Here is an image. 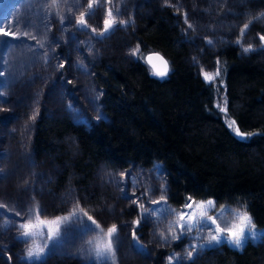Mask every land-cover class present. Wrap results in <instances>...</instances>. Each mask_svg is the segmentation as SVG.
Wrapping results in <instances>:
<instances>
[{
	"label": "trees",
	"instance_id": "16d2710c",
	"mask_svg": "<svg viewBox=\"0 0 264 264\" xmlns=\"http://www.w3.org/2000/svg\"><path fill=\"white\" fill-rule=\"evenodd\" d=\"M137 1L129 2L130 22L101 35L104 3L89 10V0H0V27L17 33L0 44V264H15L19 251L11 225L23 219L15 213L27 217L36 205L41 219L76 212L81 220L35 264H84L79 244L93 233L78 231L89 216L102 229L137 221L128 184L117 183L134 166L161 169L175 208L188 197L235 205L264 228V61L228 43L211 53L219 75L207 81L190 62L196 32L184 21L183 0ZM81 13L87 28L77 26ZM138 45L144 58L156 51L167 58L165 77L131 55ZM83 75L100 111L81 120L70 106H82ZM226 119L256 134L242 139ZM126 233L119 228L113 241L115 263L133 254ZM164 252L154 249L146 264H165ZM186 264H264V240L223 244Z\"/></svg>",
	"mask_w": 264,
	"mask_h": 264
},
{
	"label": "rangeland",
	"instance_id": "374dc122",
	"mask_svg": "<svg viewBox=\"0 0 264 264\" xmlns=\"http://www.w3.org/2000/svg\"><path fill=\"white\" fill-rule=\"evenodd\" d=\"M90 1L94 3V6L96 5L95 0H89V2ZM132 1L136 3V0ZM142 1L143 0H139L137 2L140 3ZM129 2L130 0H111V3L103 2L107 7H104L102 16H104L107 9L111 7L113 10V17L117 21L130 22L135 8L131 7ZM188 2L189 0H183L179 1L178 4L183 5V8L185 7L184 21L191 25L192 30L196 32L195 36L192 37L191 42L192 44H195V47H192L197 49V53L195 56L190 58V62L196 66L198 73L204 79L205 73L215 76V73L218 70L217 59L216 57H213L216 54L211 53L219 52L223 46L231 42L237 43L240 46L243 56L252 57L257 61H264V41L259 39L260 36L264 35V16H260L261 13H264V0H191L190 6H188ZM95 16L98 19V15L96 14ZM255 17L259 18L254 19ZM249 21L252 22L243 37H241V29L244 24ZM209 41H211V43H209ZM238 41H240V43H238ZM249 45L252 46V50L245 52L244 49ZM205 53L211 54V61H206V59L203 58L204 55L202 54ZM216 77L217 76H215V78ZM82 79H84L85 82L87 77L83 75ZM89 85V83L85 82L82 85L84 87L83 91L80 90L82 102L79 103L82 104V106L77 103H73L70 106L71 114L77 119H84L89 110L94 113L93 116H95L96 110L99 115L100 109L98 103L93 97L94 92ZM226 122L229 125L231 120L226 119ZM232 130L234 131V128H232ZM128 172H130V174L121 175L117 179V183L123 186L128 184V205H132L137 209L138 218L136 220H140V225L137 226L135 223L133 224V222L128 221V227L119 226V228L121 229V232H127L125 235L128 237V241H130L132 245L130 250H134V261H131L132 259L128 260L121 258L117 263H115L112 261V256L107 259H97L94 254H90L89 249L93 248L98 241L103 239L106 242L107 240V228L104 227L102 229V226L98 224L100 226L99 229L90 231L93 233V236H87L83 242L81 241L82 244H79L82 248L84 246L87 251V253L83 255L85 258L84 264H146L147 262H151L153 260V252L154 249L157 248L163 249L167 252L169 251L167 256H165L164 252L160 257L161 260L164 258L165 264H169L170 256L173 257L172 264H186L190 260L197 261V259H199L209 249H219L223 244H228H216L214 242L211 245L208 244L207 237L210 231L214 234L213 229L215 228V225H212L211 228L202 225L199 230L194 229L192 232L187 233L181 238L175 240L172 239L171 234L169 233L170 222L177 219L178 213L182 210V207L175 208L171 206L166 199L163 201L161 200V196L165 198L167 190L164 175L161 169L159 167L143 169L139 166H134V168ZM142 193L143 195H141ZM153 201H159V203H153ZM195 202L198 204L200 201ZM225 206H229V210L223 211L221 210L222 206L217 207L215 204L214 208H209L205 205L204 211L207 212L208 216L215 218L221 227L225 226L224 221L228 222V226H231L233 223H238L239 217L236 213L242 214L245 209L235 205ZM168 208L174 209L175 212L169 213L168 211H165V209ZM145 209H148L151 215L148 216L147 219H141V213L144 212ZM199 211V209H196L197 214ZM145 215L148 214L145 213ZM69 216H71V214L59 218V242L55 245L48 240L47 234L49 227L55 229L57 227L56 224L43 226V236L37 234L28 238L25 242L24 239L19 238L18 236L21 231L19 225L25 222L36 223L37 217H30L27 220L23 219L13 223L11 227H13L15 231L14 237L16 238L19 246V251L14 256L15 264L37 263L38 261L33 260L29 262L25 259L27 250L36 246L46 248L47 255L44 256L43 260L50 259L52 249L61 245L65 241L64 239L68 236L67 231L69 225L77 222L76 217H72L70 220H64L65 217ZM57 219L58 218H44L43 220L56 221ZM9 222L10 221H7V224ZM139 226H141V228L137 229ZM172 226L174 227V225ZM92 227L95 228V225H92ZM79 230L80 231L78 232L80 236H83L85 232L87 233L89 231L83 224H80ZM255 230L258 233L256 238H249L245 240L243 245L247 242L256 244L263 242L264 234L261 233H264V228L255 226ZM35 231L39 232L40 230L37 229ZM133 231L136 232L138 241H134L132 235ZM162 233L164 238H162ZM176 234L178 237L180 236L178 229ZM78 242H80V240ZM201 244H203L204 247H200ZM139 245H142L143 247L141 248ZM192 245L197 246L195 250L192 249ZM1 248L0 253L5 255L2 253L4 249ZM240 248L242 247L237 249ZM188 251L193 252L190 259L187 258ZM176 254H179V260H177Z\"/></svg>",
	"mask_w": 264,
	"mask_h": 264
},
{
	"label": "snow or ice",
	"instance_id": "6c2138e0",
	"mask_svg": "<svg viewBox=\"0 0 264 264\" xmlns=\"http://www.w3.org/2000/svg\"><path fill=\"white\" fill-rule=\"evenodd\" d=\"M97 5L102 4L103 2L111 3V0H95ZM57 0H53V4H56ZM94 4L92 2L88 3V9H93ZM118 12V10H117ZM91 11L87 13V15H91ZM86 14L81 13L78 21L77 26L80 28H87L88 23L87 19L85 18ZM260 16H264V13H261ZM259 17H255L254 19H258ZM252 21H249L248 23H245L243 28L241 29V37L245 34L246 30L249 28ZM4 21L0 20V25H3ZM16 23H19V20L16 21ZM127 21H117L113 17V10L111 7L107 9V18L103 21V32L104 33L109 32L115 25L117 24H126ZM9 28L13 27L12 24L8 25ZM191 27V25H189ZM93 32L96 31V29H92ZM3 37H17V33L14 31H5L4 27H0V44L8 43V41L4 40ZM259 39L261 41H264V35L260 36ZM211 43V41H209ZM240 43V41H238ZM252 46L249 45L247 48L244 49L245 52L251 51ZM131 55L134 57H137L138 59H145V62L151 66L152 74L159 76V77H165L169 72L168 62L163 59V57H160L158 54L156 55V59L160 61V64L157 65L153 62V56H148L146 58L143 57L139 45L131 50ZM205 79L207 81H212L215 79V76L219 75V70L215 73V76L210 75L208 73H205ZM0 76H3V72H0ZM0 95H3L0 93ZM224 111H227V108L225 107ZM31 119H35V115L31 117ZM236 121L232 120L231 123L228 125L230 128H234L235 134L240 138H247L249 136L255 135L256 133L251 132H242L239 127H235ZM143 195V193L141 194ZM165 198L161 196V200L163 201ZM153 203H159V201H153ZM207 205L209 208L215 207V201H200L198 204L195 201H192L191 197H188L186 199L185 204L182 207V210L178 213V217L175 221L170 222L169 226V233L171 234L172 239H178L182 236L186 235L187 233L192 232L194 229L199 230L200 227L203 225L205 227L211 228L212 225H215V228L213 229L214 234H212V231H210L207 241L208 244L211 245L213 242L216 244L220 243H228L234 247H242L245 240L249 238H256L258 233L255 230V225L253 223L251 215L245 210L242 214L236 213L239 217L238 223H233L231 226H228V222L224 221V227H221L219 223H217L216 219L208 216L207 212L204 211V207ZM196 209H199V213L197 214ZM223 211L229 210V206H222ZM165 211H168L169 213L175 212L174 209H165ZM39 212L40 208L39 205H36L34 209H29V213L27 217H21V214L19 212L15 213L16 217H20L21 219L27 220L32 215H36L37 222L31 223V222H25L19 225V228L21 231L19 232L18 236L19 238H22L27 241L28 238L34 236V235H44L43 232V226L45 225H51L56 224L57 227L55 229H52L49 227L47 238L52 242L53 245L59 242V223L60 219L58 218L56 221H46L43 219H39ZM147 213L148 215H145ZM151 213L148 209H145L144 212L141 213V219H147L148 216H150ZM72 217H76L78 221L81 220V217L76 213L73 212L71 216L65 217L64 220H70ZM88 221H91V225H85L87 230L89 231H95L100 228V226L97 224L95 220L91 216L88 217ZM135 224L138 226L140 224V220L135 221ZM92 225H95V228L92 227ZM174 225V227L172 226ZM39 229L40 231L37 232L35 230ZM177 229L180 232V236L178 237L176 232ZM264 234V233H261ZM134 241H138V238L136 237V232L133 231L132 233ZM162 238L163 233L161 234ZM107 240L106 242L101 239L98 241L95 246L91 249H89L90 254H94V256L97 259H107L110 256H114L115 248L113 241L119 242V236H118V226L113 224L110 228L107 229ZM91 243V242H89ZM139 247H143L142 245H139ZM193 250L196 249V245L191 246ZM200 247H204L203 244L200 245ZM47 255L46 248L45 247H39L36 246L34 248H30L26 252L25 259L29 262L35 260V261H42L44 256ZM193 255L192 251L187 252V258H191ZM177 260L180 259L179 254H176ZM173 257H169V264H172Z\"/></svg>",
	"mask_w": 264,
	"mask_h": 264
},
{
	"label": "water",
	"instance_id": "95a60500",
	"mask_svg": "<svg viewBox=\"0 0 264 264\" xmlns=\"http://www.w3.org/2000/svg\"><path fill=\"white\" fill-rule=\"evenodd\" d=\"M159 55L160 57H163V59L164 60H166L167 62H168V60H167V58L162 54V53H160V52H151V53H149L146 57H148V56H153V62L154 63H156L157 65H159L160 64V61L158 60V59H156V55ZM149 65V64H148ZM150 66V65H149ZM168 67H169V71H170V65H169V62H168ZM150 68H151V66H150ZM169 73V72H168Z\"/></svg>",
	"mask_w": 264,
	"mask_h": 264
},
{
	"label": "bare ground",
	"instance_id": "6f19581e",
	"mask_svg": "<svg viewBox=\"0 0 264 264\" xmlns=\"http://www.w3.org/2000/svg\"><path fill=\"white\" fill-rule=\"evenodd\" d=\"M131 261H134V255L132 254L131 258H129Z\"/></svg>",
	"mask_w": 264,
	"mask_h": 264
}]
</instances>
